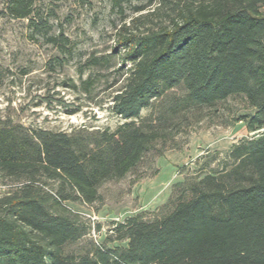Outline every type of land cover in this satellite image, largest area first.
I'll use <instances>...</instances> for the list:
<instances>
[{
    "label": "trees",
    "instance_id": "16d2710c",
    "mask_svg": "<svg viewBox=\"0 0 264 264\" xmlns=\"http://www.w3.org/2000/svg\"><path fill=\"white\" fill-rule=\"evenodd\" d=\"M125 1L113 0L120 14ZM169 2L166 26L140 32L148 15L119 30L130 68L112 98L116 130L54 132L0 117V181L15 184L0 197V264H264V0ZM34 4L6 0V11L36 29ZM179 87L199 107L243 96L254 114L241 120L254 136L234 147L230 169L186 187L167 214L116 223L111 232L125 247L65 254L90 232L66 204L95 205L101 187L166 139L141 114Z\"/></svg>",
    "mask_w": 264,
    "mask_h": 264
},
{
    "label": "rangeland",
    "instance_id": "374dc122",
    "mask_svg": "<svg viewBox=\"0 0 264 264\" xmlns=\"http://www.w3.org/2000/svg\"><path fill=\"white\" fill-rule=\"evenodd\" d=\"M169 1L126 0L120 14L113 0H35V29L28 20L11 18L6 0H0V117L54 132L116 130L122 121L111 112L112 98L130 68L117 48L119 30L148 15L140 32L166 26ZM90 78L91 85L82 86ZM253 114L243 96L195 106L183 87L144 110L141 118L164 127L166 139L124 179L101 187L95 205L66 204L90 232L68 244L65 254H83L93 245L125 247L111 232L116 223L135 215L145 221L162 217L186 187L230 169L234 147L254 136L241 120ZM13 187L9 180L0 181V197Z\"/></svg>",
    "mask_w": 264,
    "mask_h": 264
}]
</instances>
